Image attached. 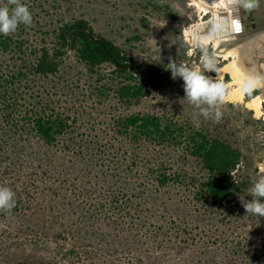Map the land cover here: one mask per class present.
<instances>
[{
    "label": "rangeland",
    "instance_id": "obj_1",
    "mask_svg": "<svg viewBox=\"0 0 264 264\" xmlns=\"http://www.w3.org/2000/svg\"><path fill=\"white\" fill-rule=\"evenodd\" d=\"M20 2L29 6L33 24L7 36L22 42V51H0L3 82L24 74L13 87L16 92L10 89V96L17 94L10 99L17 108L13 123L7 122L0 100V185L12 188L17 201L12 210H0V264H264V217L247 214L239 198L251 201L247 190L264 175V99L256 112L248 105V93L238 101L227 95L216 122L197 115L184 98L181 78L165 75L170 61L208 71L207 55L215 63L208 74L221 79L228 94L236 87L232 70L219 72L239 57L227 46L231 41L224 30L225 24L233 28V2ZM77 17L126 58L153 71L157 87L149 84L139 100H120L118 91L129 84L127 73H117L111 63L90 69L70 49L57 58L56 73H35L40 52L54 55L59 29ZM206 31L219 47L199 36ZM39 114L67 121L69 128L56 143L48 145L23 129L21 120ZM134 115L183 126L182 144L131 141L122 126ZM193 130L241 152L240 164L229 175L236 192L222 204H213L199 189L207 172L186 151ZM158 169L180 177L162 186L152 172Z\"/></svg>",
    "mask_w": 264,
    "mask_h": 264
},
{
    "label": "trees",
    "instance_id": "obj_2",
    "mask_svg": "<svg viewBox=\"0 0 264 264\" xmlns=\"http://www.w3.org/2000/svg\"><path fill=\"white\" fill-rule=\"evenodd\" d=\"M91 36L102 40L105 48L100 43L92 40ZM57 39L59 48L54 49V55L45 49L40 52L35 73L43 76L56 73L59 67L57 58L65 55L68 49L74 50L79 59L90 69H95L105 63H111L115 67L111 56L120 63L130 62L136 64L135 60L126 58L122 51L109 40L100 35L96 36L93 27L85 18L77 17L68 21L59 29ZM13 47H17L19 51H22V42L14 41L12 37L0 34V51L7 53L13 51ZM115 71L117 73H127L125 79L129 81V84L122 86L118 91L120 100H139L145 95V89L149 84L154 87L158 85V80L152 79L153 71L146 72L142 68L128 67L116 68ZM165 75L170 76L172 74L167 70ZM23 76L24 74L18 72L17 75L4 80V82L0 78V100L3 101L1 104L8 112L7 122H14L12 118L17 109L10 102L13 96L9 95L10 89H13V93H15L16 90L13 87ZM226 78H229V76L227 75ZM258 93V90H253L251 94H248V98L252 99ZM15 95L13 98H17V94ZM21 123L23 129L30 128L32 133H35L39 139L48 145L56 143L59 137L69 128L67 121L61 117L43 116L41 114L36 117L27 115L21 120ZM171 123H163L160 118L150 115H134L125 120L122 127L125 129L123 133L127 134V137L131 138V141L137 142V144L153 142L156 144L181 145L182 141L179 142L178 138L186 135L187 132L183 126ZM14 127H18V123ZM185 145L188 154L198 160L204 168L203 170L207 172L199 181V189L205 192V198L210 199L213 204L217 205L222 204L228 197L234 195L237 187L229 178V175L240 164L241 152L227 141L214 137L204 130L190 131ZM152 172L158 174L155 179L162 186L174 181L175 177H180L178 174H168L164 169L152 170Z\"/></svg>",
    "mask_w": 264,
    "mask_h": 264
},
{
    "label": "clouds",
    "instance_id": "obj_3",
    "mask_svg": "<svg viewBox=\"0 0 264 264\" xmlns=\"http://www.w3.org/2000/svg\"><path fill=\"white\" fill-rule=\"evenodd\" d=\"M262 2L264 0H235V6L251 11L258 8ZM9 4L14 7L10 8ZM32 24L33 14L26 3H21L20 0H8L7 4L0 5V34L15 33L20 25L31 26ZM203 59L204 67L208 71L176 61H170L167 69L173 78L182 79L184 98L199 110L197 115L206 119L213 118L219 122L223 117L220 106L226 100L228 88L221 79L208 74L215 70L213 59L207 55ZM262 84H264V75L247 76L241 85V90L251 94ZM196 126L199 127L198 122ZM247 193L252 196L251 201H245V195L239 197L247 214L258 218L264 217V175L254 182ZM16 204V192L8 186L0 185V210L10 211L16 207Z\"/></svg>",
    "mask_w": 264,
    "mask_h": 264
},
{
    "label": "bare ground",
    "instance_id": "obj_4",
    "mask_svg": "<svg viewBox=\"0 0 264 264\" xmlns=\"http://www.w3.org/2000/svg\"><path fill=\"white\" fill-rule=\"evenodd\" d=\"M225 2L227 3V5L229 3H231V0H225ZM203 5V4H202ZM225 6V5H224ZM233 6V5H232ZM235 6V5H234ZM228 7V6H227ZM240 10V8H238ZM231 12V11H230ZM233 12V11H232ZM231 12V13H232ZM235 12V11H234ZM239 12V11H238ZM213 15H216V14H213ZM225 17V18H224ZM224 19L226 20L227 19V16H222L220 15L219 16V21L221 22H224ZM215 21V20H214ZM227 22V21H226ZM234 22V21H233ZM232 22V24H234ZM239 22V21H238ZM237 22V23H238ZM218 24V23H217ZM241 24V23H240ZM231 25V24H230ZM219 26V25H218ZM217 26V27H218ZM241 27V26H240ZM232 28V27H231ZM233 28H234V25H233ZM242 29V27H241ZM232 30V29H231ZM204 32V31H203ZM207 32V31H206ZM203 33V34H200L199 36L203 39H206V42H209V41H213L214 40V46L217 48L219 47V44H220V41L219 40H215L213 39V37L211 36V33ZM198 35V34H197ZM205 41V40H204ZM222 41V40H221ZM231 48V47H230ZM237 50V48H234ZM249 49V46H246V49L244 51H242L241 53L239 52L238 54L237 53H234V52H230V51H220L221 53H225V55H232V53L235 54V57H237V55L239 56L237 59H235L232 64H228V65H224L222 66L220 69H219V72H220V75H223L224 71L226 70V68H228V71L229 69L232 70L233 72V77H234V81H235V84H236V87L228 94V98L229 100L231 101H238V100H242L245 96V94L247 93H244L242 92L241 90V85L245 79V77L247 76H251V75H255V74H261V75H264V66H263V69H261L262 71H259V70H255L254 67H253V63L250 61V59L246 58V55L247 54V50ZM233 54V55H234ZM262 86V85H261ZM257 88H260V87H257ZM263 99H264V95L262 96H255L253 97L252 99H249L248 101V105L250 106V108L252 110H255L256 112H259L260 109H261V105H262V102H263Z\"/></svg>",
    "mask_w": 264,
    "mask_h": 264
},
{
    "label": "water",
    "instance_id": "obj_5",
    "mask_svg": "<svg viewBox=\"0 0 264 264\" xmlns=\"http://www.w3.org/2000/svg\"><path fill=\"white\" fill-rule=\"evenodd\" d=\"M234 4V2H233ZM230 8L234 11L236 10L234 7H232V4L230 6ZM238 22V18L234 17V34H231V32H228L229 35L227 36V38L231 41V44H227L228 47H232V48H237V50L241 53L242 51H244L246 49V46L252 45V49H251V61L254 63V65L256 67H258V69L261 71V69H263L264 66V36L261 37V39H257V40H249L248 38L242 37L239 32L241 31L239 22ZM228 29V25L226 27ZM229 30V29H228ZM231 34V35H230ZM91 39L100 43L104 48L105 45L102 42V40L98 39V38H94L93 36H91ZM250 51V50H249ZM107 53H109L107 51ZM112 61L115 64V68H122V67H128V68H141L140 65L138 64H134V63H130V62H124V63H120L118 61H116L114 59V57L111 56ZM258 90H261L262 93H264V84H262V86H260V88H258Z\"/></svg>",
    "mask_w": 264,
    "mask_h": 264
},
{
    "label": "flooded vegetation",
    "instance_id": "obj_6",
    "mask_svg": "<svg viewBox=\"0 0 264 264\" xmlns=\"http://www.w3.org/2000/svg\"><path fill=\"white\" fill-rule=\"evenodd\" d=\"M231 2H234V4H232L233 5L232 7L236 9L235 12L232 14L233 21H234V17H237L239 21V25L242 27L239 34L242 37L248 38L251 41L261 39V37L264 36V2H262L258 8L253 9L251 11H246L243 8H240L239 10L236 6H234L235 0H231ZM248 46L249 49L247 50V54L244 56H246V58L250 59L251 61L252 45L248 44ZM253 67L255 70H259L258 67L254 65V63H253Z\"/></svg>",
    "mask_w": 264,
    "mask_h": 264
},
{
    "label": "crops",
    "instance_id": "obj_7",
    "mask_svg": "<svg viewBox=\"0 0 264 264\" xmlns=\"http://www.w3.org/2000/svg\"><path fill=\"white\" fill-rule=\"evenodd\" d=\"M227 25H228V24H225V25H224V30H225V32H227V33H228V32H231V34H234V31H235L234 28H232L233 30H231V26L228 25V29H229V30H228V29L226 28ZM231 34H230V35H231Z\"/></svg>",
    "mask_w": 264,
    "mask_h": 264
}]
</instances>
